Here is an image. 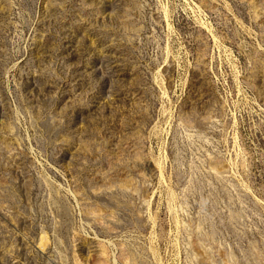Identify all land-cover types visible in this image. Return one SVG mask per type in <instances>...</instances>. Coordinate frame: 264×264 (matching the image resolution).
I'll return each instance as SVG.
<instances>
[{
  "label": "rangeland",
  "instance_id": "1",
  "mask_svg": "<svg viewBox=\"0 0 264 264\" xmlns=\"http://www.w3.org/2000/svg\"><path fill=\"white\" fill-rule=\"evenodd\" d=\"M0 264H264V0H0Z\"/></svg>",
  "mask_w": 264,
  "mask_h": 264
}]
</instances>
